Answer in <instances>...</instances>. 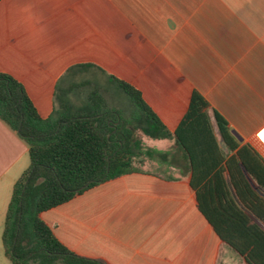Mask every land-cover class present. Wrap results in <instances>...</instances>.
<instances>
[{"label":"crops","instance_id":"0c3cea01","mask_svg":"<svg viewBox=\"0 0 264 264\" xmlns=\"http://www.w3.org/2000/svg\"><path fill=\"white\" fill-rule=\"evenodd\" d=\"M0 73L22 85L43 119L98 91L114 127L133 109L123 82L172 134L195 92L214 128L216 112L264 160V0H0ZM129 128L140 140L133 170L42 211L54 236L105 264H247L199 210L175 136ZM29 163L26 142L0 119V264H12L2 231ZM249 183L264 200V187Z\"/></svg>","mask_w":264,"mask_h":264},{"label":"trees","instance_id":"16d2710c","mask_svg":"<svg viewBox=\"0 0 264 264\" xmlns=\"http://www.w3.org/2000/svg\"><path fill=\"white\" fill-rule=\"evenodd\" d=\"M132 100L129 119L108 110L98 91L88 102L65 113L41 118L22 85L0 73V119L26 142L30 163L14 183L2 231L5 256L12 264H105L70 251L40 218L44 210L70 200L101 182L133 170L140 140L172 135L186 152L190 185L198 208L216 233L247 264H264V231L236 202L264 221V200L249 178L264 187V160L249 144H241L222 116L193 93L189 109L172 134L143 102L138 91L118 82ZM63 105V104H62ZM70 104H64V107ZM71 107V106H70ZM227 173V174H226ZM87 184V185H86Z\"/></svg>","mask_w":264,"mask_h":264},{"label":"rangeland","instance_id":"374dc122","mask_svg":"<svg viewBox=\"0 0 264 264\" xmlns=\"http://www.w3.org/2000/svg\"><path fill=\"white\" fill-rule=\"evenodd\" d=\"M112 87H113L114 89H115V88L118 89V90L121 92V90H120L121 88H119L118 86L112 84ZM139 136H141V135H139Z\"/></svg>","mask_w":264,"mask_h":264},{"label":"water","instance_id":"95a60500","mask_svg":"<svg viewBox=\"0 0 264 264\" xmlns=\"http://www.w3.org/2000/svg\"><path fill=\"white\" fill-rule=\"evenodd\" d=\"M233 134L236 136V138H237L239 141H241V138H240L236 133L233 132ZM86 185H87V184H86Z\"/></svg>","mask_w":264,"mask_h":264}]
</instances>
